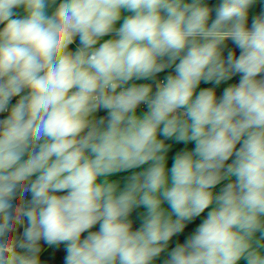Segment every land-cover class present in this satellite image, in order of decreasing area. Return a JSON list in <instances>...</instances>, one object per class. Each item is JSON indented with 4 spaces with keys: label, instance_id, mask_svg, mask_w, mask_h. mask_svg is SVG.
<instances>
[{
    "label": "clouds",
    "instance_id": "9594fccd",
    "mask_svg": "<svg viewBox=\"0 0 264 264\" xmlns=\"http://www.w3.org/2000/svg\"><path fill=\"white\" fill-rule=\"evenodd\" d=\"M256 3L0 0V264H264Z\"/></svg>",
    "mask_w": 264,
    "mask_h": 264
},
{
    "label": "trees",
    "instance_id": "16d2710c",
    "mask_svg": "<svg viewBox=\"0 0 264 264\" xmlns=\"http://www.w3.org/2000/svg\"><path fill=\"white\" fill-rule=\"evenodd\" d=\"M206 2L209 4L210 7L215 8L219 3L220 0H206ZM18 12H20V14L22 15V10H17ZM250 14H249V26L251 25L252 22V17L255 15L260 14L262 11H264V2H261V0H257V3L254 4L252 6V8L249 10ZM128 13H125V15H127ZM215 13L213 12V18H214ZM227 49H234V45L231 43V41L227 42ZM227 49L225 50V55L227 53ZM237 55L239 54V50L235 49ZM171 69L166 70V72H162L157 76V79L162 80L164 78V76L170 72ZM239 80V76H236L233 78L232 81H229L227 83H235L238 82ZM134 83H152V81H147V80H141V81H133ZM208 85L202 84L201 87H207ZM227 86L226 84H222L218 87L217 91H218V95L220 93V91H222L223 87ZM153 90H155L154 86H153ZM147 109H141L138 108L137 109V114H142L143 112H145ZM106 115V113L101 110L98 113V116H103ZM3 118V117H2ZM168 143H173L174 144V148L173 151L169 153V159H168V167H171V163H172V155L174 154L175 151L180 150L181 148L184 147V145L182 144H175L173 141H167ZM194 147V143H190L187 145V149H191ZM146 167V166H145ZM140 169H136V170H132V171H139ZM131 175V171L129 172H121L118 174H115L113 177H111V179L113 180H119L121 182V187H123V183L126 181V178ZM223 185H219L217 186V188L215 189V191H219L220 187H222ZM63 194V193H61ZM31 196L30 194H28L26 196V199H30ZM165 207H167V205H164ZM144 209H138L137 212H143ZM207 211V210H206ZM137 212H134L132 215V219L134 220V228L139 226V220L137 219ZM203 215H206L203 214ZM203 215L200 218H197L193 223L189 224L187 226V228L185 229L184 233L176 236L173 238L171 245L170 246H175L176 243L178 242H183L185 237L191 233L194 228L196 227V225L200 222L201 219H203ZM93 230H98V226L96 228H94ZM41 246H42V261L41 264H63V257L65 255V253L63 252V245H53V246H48L46 244L43 243V241H41ZM164 255L162 254L161 260L156 261V264H162V260H163ZM240 264H245L244 261H241Z\"/></svg>",
    "mask_w": 264,
    "mask_h": 264
},
{
    "label": "built area",
    "instance_id": "2783aa9c",
    "mask_svg": "<svg viewBox=\"0 0 264 264\" xmlns=\"http://www.w3.org/2000/svg\"><path fill=\"white\" fill-rule=\"evenodd\" d=\"M16 99H18V98H14V99H13V103H15V100H16ZM140 108H141V109H145L146 106L142 104V105H140ZM146 109H147V108H146ZM5 115H7V114H6V113H5V114H0V118H2V117L5 116Z\"/></svg>",
    "mask_w": 264,
    "mask_h": 264
},
{
    "label": "rangeland",
    "instance_id": "374dc122",
    "mask_svg": "<svg viewBox=\"0 0 264 264\" xmlns=\"http://www.w3.org/2000/svg\"><path fill=\"white\" fill-rule=\"evenodd\" d=\"M105 39H108V37H105ZM77 46H78V38H77V42L75 44H73L72 46H70L71 47V50L74 51Z\"/></svg>",
    "mask_w": 264,
    "mask_h": 264
},
{
    "label": "crops",
    "instance_id": "0c3cea01",
    "mask_svg": "<svg viewBox=\"0 0 264 264\" xmlns=\"http://www.w3.org/2000/svg\"><path fill=\"white\" fill-rule=\"evenodd\" d=\"M108 38H110V37H108ZM139 108H140V106H139Z\"/></svg>",
    "mask_w": 264,
    "mask_h": 264
}]
</instances>
